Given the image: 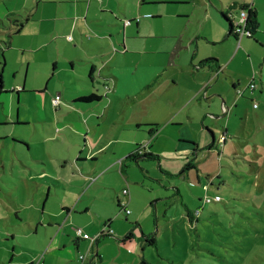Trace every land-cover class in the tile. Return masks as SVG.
Returning a JSON list of instances; mask_svg holds the SVG:
<instances>
[{"label": "rangeland", "instance_id": "rangeland-1", "mask_svg": "<svg viewBox=\"0 0 264 264\" xmlns=\"http://www.w3.org/2000/svg\"><path fill=\"white\" fill-rule=\"evenodd\" d=\"M43 1L40 0L37 7L35 0H0V244H7L10 248L15 244L17 251L12 257L25 264L30 260L33 264H40L38 261L47 249L38 251L33 242L39 243L36 239L43 234L44 228L38 227L37 233L30 228L36 226L38 219L50 218L47 211L41 213L42 199L47 194L45 187L38 186L39 179L29 177L28 172L33 170L23 163L39 162L42 169H47L43 162L47 157L56 163L63 154L69 159L71 154L77 155L78 147L88 149L83 132L72 137L63 148L49 135L44 143L34 130V127L43 130L41 119L45 112L58 114L57 107L52 106L45 92L55 95L56 86L61 87L60 82L70 92L82 90L85 86L80 80L65 78L61 72L50 76L48 64L40 69L41 64L36 61L40 60L38 53L49 46L36 53L26 50L34 33L43 35L50 26L49 17L57 3ZM221 1L225 5L229 0H112V10H107L114 13L119 25L130 26L129 31L137 36L129 39L128 42L132 41L130 47L146 49L142 55L138 53V63L142 65L148 61L153 65L152 69L160 68L157 79L164 82V85L158 82L144 90L138 102L123 104L115 98L112 103H107L110 114H115L116 123L123 122L131 112L133 116L143 114L146 118L145 115H149L161 122L172 111L177 118L191 111L200 112L202 116L206 114L204 121L211 124L215 113L211 111L216 104L215 114L220 116L215 119L213 145L209 148L211 133H208L209 143L204 144L207 134L203 131L202 137L199 131L198 146L188 153L166 150L158 162L154 159L138 163L125 161L128 167H124V173L128 179L124 187L136 194L135 208L127 202V215L115 203L109 205L106 202L88 212L76 213L80 223L90 226V220L94 222L93 229H89L75 219L66 220V211L58 202L72 198L76 202L77 192L67 189L66 194L62 186L54 187L45 200V207L52 211L58 209L61 213H54L52 217L58 220L56 228L59 232L61 227L66 228L55 249L58 252L66 249L71 255H78L77 263L69 257V264H141V257L149 264H264V0H248L255 5L257 27L252 38L241 34L237 40L232 36L224 37L225 31L219 21L206 14L207 7L220 5ZM42 5L45 10L41 13ZM91 7L99 18L107 14L100 11L103 8H99L98 2ZM29 9L31 17L27 21ZM231 11L232 19L241 22L239 9ZM136 17H140L137 25L134 20L125 23V20ZM197 42L199 48H196ZM69 43L73 45L74 41ZM118 45L122 47L121 43ZM123 48L129 49L128 46ZM197 51L200 54L206 51L207 58H219L221 72L215 75V70L206 68L196 72L197 68L190 62L197 64L193 58ZM54 60L49 63L50 68L57 66L58 57ZM129 64L133 66L135 62ZM67 70L74 76L77 73L69 66ZM98 79L94 77V81ZM83 81L90 85L88 76ZM94 83L102 93L109 91L99 82ZM104 83L111 86V80ZM132 90V87H124L123 93L129 94ZM63 94L59 101L62 108L67 109L65 106L69 104ZM223 96H227L225 102L221 101ZM98 103L100 107L95 110L99 117L96 119L101 122L103 110L101 102ZM223 106L227 107L225 111ZM174 127L161 124L156 136L154 134L151 150L159 151L168 143L169 147L176 146V141L181 138ZM106 128L102 123L89 130V135L95 133L94 137H99ZM116 128H109L110 136L117 135ZM146 138L150 136L146 135ZM187 160L195 166L181 172ZM168 161L172 162L170 168L161 165ZM159 166L169 172H163ZM110 172L114 180H120L119 196L124 201L123 182L119 175ZM215 194L219 195V200L211 199L205 203V195ZM82 200L88 201V198L83 196ZM186 208L193 215L190 221ZM106 214L110 215L108 222L105 220L99 224ZM95 224L99 227L96 230ZM104 225L111 234L98 236L89 252V238ZM76 227L88 234L89 238H83L84 247L81 245L83 241H80L79 248L76 247ZM129 231L132 236L123 240ZM143 234L154 236L156 244L145 241ZM58 254L55 252L52 264H66L64 257ZM4 258L3 264H20L8 262L7 255ZM2 261L0 259V264Z\"/></svg>", "mask_w": 264, "mask_h": 264}, {"label": "crops", "instance_id": "crops-1", "mask_svg": "<svg viewBox=\"0 0 264 264\" xmlns=\"http://www.w3.org/2000/svg\"><path fill=\"white\" fill-rule=\"evenodd\" d=\"M141 1L144 2V0ZM35 2V5L38 7L40 0H35ZM43 2L54 4L57 3L51 11L49 17L51 21L50 26H47V31L43 33V35L34 33L31 43L26 46V50L30 53H36L40 49L49 46L38 53L40 60L36 61H39L41 64L40 69L43 70L45 65L48 64L47 69L50 72V76L54 77L57 73L61 72L65 78L80 80L85 86L82 90L70 92L67 90L66 86L60 82L61 87L56 86V94H58L60 96L59 98H61V93L64 92L63 96L65 97V102L69 104L65 106L67 109H63L62 104L59 103L57 106L58 114L49 115V113L45 112V116L41 119V122L44 123V126L42 127L43 130H41L39 127H34V130L38 134L39 139H41L44 143H46L47 135H49L52 137V141L54 143L59 144V146L63 148L70 143L72 137H77V135H81L83 132L82 137H84L88 149L85 150L84 148H80L78 145H75L78 147L79 153L77 155L75 153L70 155L71 159L75 157L73 159V164L71 163L69 156L63 154L58 157V161L56 163L46 156L47 159L43 162H45L47 169H42V166L39 165V162L32 164L25 161L23 166L26 168H32L33 171L28 172L29 177L39 179V181H37L38 186L45 187V192L47 193L42 199L43 208L41 213H43V211H47L50 220L48 218L38 219L36 226L30 228L33 230V233L38 232V227L44 228L43 234H41L40 237H37L36 239L39 243L33 242L34 248L36 250L40 251L44 248L47 249L43 258H40L41 261L39 260L38 262H40V264H52L55 258V252H57L59 253L58 256L64 257L63 259H65L66 264H69L68 258L71 257L77 263L78 255H71L68 251H66V249L60 252H58V249H55L57 246H59L61 236L65 231L64 229L66 228L65 226L61 227L60 230L62 229V231L59 232V230L56 228L58 225V220L53 219L52 217L54 216V213L56 215L61 213H59L58 209L57 211H52L51 209H46L45 207V200L54 187L57 188V186H62L66 194L69 192L67 189L75 190L78 194V200L76 202L74 198L69 199L68 201H64L62 199L58 201L60 202L62 209L66 211V220L75 219L79 224L86 226L89 229H93L94 222L92 220H90L92 223L90 226L85 222L80 223L81 221L75 214L81 212L82 210L84 212H88L94 206L101 207L103 202H106L109 205L115 203V205L121 211H123V207L127 208V202L128 205L131 204L134 208L136 206L135 192L133 190H128L127 187H124L127 185L126 181L128 179V176H126L124 173L126 171L124 167H128L127 164L125 165V161L133 160L131 158L127 159V154L137 151L139 149L138 146L141 144L144 145L141 150L142 154L151 153L156 155L157 157L152 159L156 160L157 162L159 161V158L163 156V154H166V150L176 153H188L189 150H195V148H197L201 133L203 137V131L205 134H207L206 143L204 144L209 143L208 133L210 132L208 128L213 130H211L213 134V126L216 123L215 119L218 120L217 118L220 115L215 114L217 113L216 104L211 111L215 112L212 114L213 117L211 124L204 121L206 114L202 116L200 112L193 113L191 111H188L186 115L182 116L181 118H177V116L174 114V111H172V113L168 114V116H165L164 120L161 122L155 121V119H152V117L149 115H145L146 118H143V114L136 117L133 116L131 112L125 116V120L123 122L121 121L117 124V121L114 119L115 114H110L107 103H112L113 99L115 98H118L123 104L138 102L142 98L141 95L144 90L150 89L156 83L158 84V82H162L159 85H164L163 81L157 79L160 75L161 69H152L153 65H150L148 61L142 65L138 63L140 57L138 53L142 55L146 49L130 47L132 41L128 42L129 39L137 36L134 35L133 31H129L130 26H124V24L121 26L117 23V17L112 11H109L112 10L110 6L112 4V0H106V5H104L103 0H44ZM95 2H98L99 8H103L100 9V11L107 12V14L102 18L97 17V13L95 12L96 10L91 7V5ZM234 3H247L255 7L254 3L248 0H229L225 5L223 1H221L220 5L217 3L215 5H211L210 9H208V7L206 9V14L216 18V20L219 21L220 27H222L225 31L224 37H227V26L222 21L220 12H228L229 6ZM44 10L45 6L42 5L41 13ZM217 10L219 11L218 16H216ZM228 13L231 14L230 12ZM30 17L31 10L29 9V14L26 15V20H30ZM130 20V22H132L133 19ZM139 20L140 17L138 21ZM138 21H135L136 25ZM68 34L71 35V40H68L65 37ZM115 37L118 39V41ZM68 41H74L75 44L73 43V45H71ZM119 43H121L122 47L118 45ZM124 46H128L129 49L126 50V48H123ZM196 48H199L198 42L196 43ZM130 54L131 56L128 58ZM207 56L208 55L206 51H203L201 54L199 51L194 53L193 58L197 60V64H193L191 62L190 64L197 68H194L196 72H200V68H206L212 71V68L214 67H221V61L219 58H214L215 60L211 61L209 64L200 63L202 59H206ZM56 57H58L57 66H55V68H50L49 63L55 61L54 58ZM60 57L62 60L59 61ZM46 58L48 61L45 60ZM193 58L192 61H194ZM97 62L102 64L96 65ZM129 62H135V65L133 66L136 67L130 65ZM68 66L70 69L77 71L75 76L73 75V72L67 70ZM51 72L54 73L51 74ZM85 76H88L90 85L83 81ZM95 76L99 79L94 81ZM201 78H203V75ZM55 79L58 81L57 77ZM107 80H111V86L108 85V92L102 93L98 88L95 87L94 82H99L100 84L104 85V82H107ZM124 87H132L133 90L130 91L129 94H124ZM45 93L49 102L50 99L56 95L50 96L48 91ZM90 93H95L99 96L96 101L101 102L102 104L101 111L103 110V112L102 117H100L101 122L99 119H96V117L99 116L96 115L97 112L95 110L100 107V104L94 100L84 101L81 99V96L88 95ZM102 96L106 98L104 101L100 100ZM226 98L227 96L221 97V101H226ZM10 115L11 114L8 113V116ZM24 121L27 122L28 120L24 119ZM102 123L105 124V127H108L103 131V134H101L99 137H94L95 133L89 135V130L94 129L95 126H100ZM153 124H156V128L152 133H149L148 129ZM161 124L164 126L171 125L173 127H177L174 128L176 129L177 133H179L178 138L181 139L176 141V146L174 145L169 147L168 143V145L162 146L159 151H154L151 150L150 145L151 142L155 141V136ZM114 127H117V135L110 136L108 130L109 128L111 129ZM145 134L150 136V138L147 139ZM153 136L154 138L151 140ZM91 137L92 141L90 140ZM167 137L170 141L172 140L170 135ZM159 152L161 153L159 154ZM134 153L136 155L141 152L138 151ZM136 156H138V161L150 159L140 157V155ZM48 159L49 161H47ZM59 165H61V167H59ZM161 165L170 168L172 162L168 161L161 163ZM4 166L6 168V163ZM68 166H70L69 169H63ZM159 168L163 172H169L162 169L160 166ZM110 170L115 172L116 175H119L121 181L123 182L122 189L127 188L128 190L126 194L128 197L123 194V196H125L124 201L120 200L121 197L119 196L120 180L118 178L114 180ZM141 171L143 170L141 169ZM128 172L130 173V169ZM176 192H178V194L180 193L178 189H176ZM83 196H86L88 201L82 200ZM134 208L132 209L133 212ZM111 212L112 211H110L109 214H111ZM109 214L101 217L99 224H101V221L103 222L105 220L108 222V218L110 216ZM125 215L127 214L125 213ZM126 218L127 217H125V220ZM110 224H112V222ZM115 225L117 226V223H115ZM94 226V230L99 228L97 224ZM47 228H50V230L48 231ZM67 231L69 230L67 229ZM96 234L97 232L95 235ZM75 241L77 248L80 246V241H83L81 243L83 247L86 245V242H84L83 238L81 237H76ZM63 244L65 246L66 243L63 241ZM16 247L17 246L15 244L12 245V248H10L7 244H0V259L3 260L2 264L5 262L4 255H7L8 262L25 264V262H18L13 259L12 256H14L17 251ZM29 262H31V260L27 261V263Z\"/></svg>", "mask_w": 264, "mask_h": 264}, {"label": "trees", "instance_id": "trees-1", "mask_svg": "<svg viewBox=\"0 0 264 264\" xmlns=\"http://www.w3.org/2000/svg\"><path fill=\"white\" fill-rule=\"evenodd\" d=\"M234 8H238L239 11H244L245 14H246V17L244 19V25H245V28H244V31H248L249 33H246V37H253L252 34L254 32V29L257 27V21H256V9L255 7H253L251 4H247V3H234L232 4L231 6H229V10L228 12L232 13L231 9H234ZM228 12H225V11H221L220 12V16L221 18H223V20L227 23V22H231L233 21L232 17H231V14L227 15ZM134 20V19H133ZM17 29H19V27H17ZM227 37H234L235 40H237V38L239 37V34H238V31L235 30L234 28H231V27H228L227 28ZM70 35V34H68ZM67 36V35H66ZM65 36V37H66ZM71 36V35H70ZM68 40H71V39H68ZM215 60L214 58H206L204 60H202L200 63H207L209 64L211 61ZM236 90V89H235ZM99 96L96 95L95 93H90L88 95H83L81 96V99L84 100V101H91V100H96ZM224 101V100H222ZM225 102V101H224ZM156 128V124H153L152 126L149 127L148 129V132L149 133H152ZM209 132L212 134L211 130H209ZM213 145V140H211V142L207 145V147H211ZM196 149V148H195ZM136 150V149H135ZM135 151H133L132 153L130 154H127V159L128 158H131V159H135L136 155L134 153ZM140 157H143V158H156L157 156L156 155H153L151 153H146V154H140ZM193 162L191 161H187L186 163H184L182 169L180 170L182 172V170L184 169H187V168H190V167H194L195 165L192 164ZM180 172V173H181ZM178 193V192H177ZM206 203V202H205ZM186 216L188 218V220L190 221L193 217L192 215V212L186 208ZM102 235V234H100ZM132 233L131 231L127 232L124 237H123V240L128 238V237H131ZM144 235V234H143ZM144 240L147 241L149 244H156V240L154 238V236H147V235H144ZM98 239V237L96 238V240ZM93 242V241H92ZM88 249H89V252H91V249H92V243L89 242V246H88ZM97 253L95 252V255ZM26 264H33V262H29V263H26ZM141 264H149L148 262H146L144 260L143 257H141Z\"/></svg>", "mask_w": 264, "mask_h": 264}, {"label": "built area", "instance_id": "built-area-1", "mask_svg": "<svg viewBox=\"0 0 264 264\" xmlns=\"http://www.w3.org/2000/svg\"><path fill=\"white\" fill-rule=\"evenodd\" d=\"M149 15L150 14H144L143 16H149ZM245 17H246L245 12L244 11H240V20H241V22H239V21H236L235 22L234 29L238 31V34L239 35L244 34V33H248V31H244V28H245L244 19H245ZM138 19H139V17H136L134 20L135 21H138ZM125 23H130V19L125 20ZM66 38L67 39H71V36L70 35H67ZM215 74H217V71L215 72ZM104 88L106 90H108L109 89L108 84L105 83L104 84ZM59 99L60 98H59V95L58 94H56L55 96H53L52 99H51L52 106L57 107L59 105V103H60ZM222 109H223V111H225L226 110V107L223 106ZM143 147H144V145L141 144L140 146H138L139 149L137 151H135V152H138L139 151L141 153H138V154H142V151L141 150H142ZM122 192L125 193V195H126L127 192H128L127 188H123L122 189ZM211 199H213V200H219L220 197L217 194H215L214 196L205 195L204 201L205 202H209ZM122 210L124 211V213H128L129 212V210L127 208H125V207H123ZM74 231H75L76 236H78V237L85 238V239L89 238L88 237V234L86 232H83V230L80 227L74 228ZM103 233L104 234H111L110 229L109 228H106V225H104V228L101 229V231H99L96 235H94L93 237L89 238L90 239V243H92V241H94L98 236H100V234H103Z\"/></svg>", "mask_w": 264, "mask_h": 264}, {"label": "clouds", "instance_id": "clouds-1", "mask_svg": "<svg viewBox=\"0 0 264 264\" xmlns=\"http://www.w3.org/2000/svg\"><path fill=\"white\" fill-rule=\"evenodd\" d=\"M240 12V11H239ZM227 15H229V13L227 14ZM131 21V20H130ZM235 22L236 21H231V28H234L235 27ZM249 33V32H248ZM244 34H246V33H244ZM238 39V38H237ZM213 70H215V72L217 71V74H219V72H221V67H219V66H217V67H214V68H212V71ZM217 74H215V75H217ZM224 102V101H223ZM224 107H226V106H224ZM227 108V107H226ZM136 155H140V154H136Z\"/></svg>", "mask_w": 264, "mask_h": 264}, {"label": "water", "instance_id": "water-1", "mask_svg": "<svg viewBox=\"0 0 264 264\" xmlns=\"http://www.w3.org/2000/svg\"><path fill=\"white\" fill-rule=\"evenodd\" d=\"M227 24H228V27H231V22L229 21V22H227ZM211 140H213V135H211ZM142 160V159H141ZM133 161L136 163H138L139 161H138V156H136L135 157V159H133Z\"/></svg>", "mask_w": 264, "mask_h": 264}]
</instances>
